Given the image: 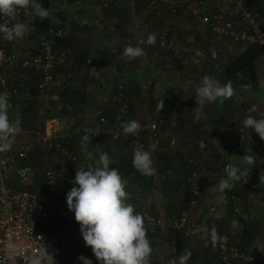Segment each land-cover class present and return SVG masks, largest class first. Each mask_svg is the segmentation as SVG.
I'll return each mask as SVG.
<instances>
[{"label": "rangeland", "instance_id": "374dc122", "mask_svg": "<svg viewBox=\"0 0 264 264\" xmlns=\"http://www.w3.org/2000/svg\"><path fill=\"white\" fill-rule=\"evenodd\" d=\"M125 1L128 3L130 9L133 8V4L130 3V0ZM159 1L162 3L166 2L167 4L171 3L174 7L173 11H171L169 10L170 8L168 10H164L162 9V6L159 5V9L156 6L160 12V20L164 19L168 23V39L173 41L175 48L173 50L166 48L165 46H161V48H159V46H155V44L149 45L146 43L147 36L149 34H154V19L152 15H149V13L152 14L153 5H144V8L141 6V8L137 10L138 13L135 12L139 19L135 17L130 18L131 22L129 24V29L127 28L130 33L129 36H121L119 38H116L115 36L113 38L114 40H111L114 52L117 54V58L121 61L123 68L119 72L112 71L110 73V77H106L108 78L107 82H103L104 80L97 72V75H95L93 72L89 73L87 71L88 68L94 69L92 68V64L95 63L97 57H94V54H92V46H94L93 42L87 43L85 36L82 35L83 32H78V35L74 38L72 37L70 41L63 43L56 42L54 49H67L68 57L64 62L55 64L51 72L52 74L62 73L67 75L66 82L64 86L56 90L55 93L47 88V96H40L39 104L35 111V122L32 124L35 125V128L31 129L21 124L25 131L18 134L14 138L11 149L14 150L23 142H37L38 137L43 134L45 127L50 129L53 127L54 131L52 133H54L57 138H62L64 143L67 144V147L69 146L71 150H73V144L78 147L75 151H78L79 149V156L83 161L81 163H84V167L88 169L95 165L100 153L106 152L108 156H110L112 147L116 146V144L120 142L119 139L125 134L121 127L124 122L130 120L137 121L145 118L144 122L140 124L141 127H144V125L149 123H154L155 125L154 135L151 133L149 134L146 145L147 151L151 152L152 156L155 151L159 150L163 142L167 141L171 149L176 150V148L180 147V151H182L184 156L188 155L189 158H193L195 162V168L200 173V190L198 196L196 197V201L193 204H189L185 199H183V197H180V192L179 194L175 192L174 201L180 205L182 204L181 208L185 207L188 222L191 224H197L203 222L200 221L202 218L216 217L223 214L228 205H231V202L228 200V195L230 194V191L228 190H225V194L227 196L225 202L223 204L216 203V197L219 194L218 186L220 179L226 175V172L222 170V165L225 162H228L229 165L235 164L233 161H230L233 157H229V151L236 152L239 151V148H244L243 150H245L248 147L250 148V146H248L249 144L240 145L239 147L234 146L233 142H236L237 138L236 134L232 131V127L234 125L229 122L228 116H230V113H233L238 114V117H241L242 115H244V117L246 115L258 117L259 112H264V54L257 62L259 82L256 89H252L246 84L235 85L233 87L235 95L231 98L235 104H226L222 108L223 112L221 114H212L211 112L213 110L210 105H203L196 108L197 103L194 92L199 86H201L202 77L205 76L201 74L199 69L201 68V62L204 59L206 48L208 46L204 43V37L207 35L208 27V23L205 19L214 11L217 5H221L222 7L234 12L233 0H200L197 13L189 12L186 6L178 4L179 1ZM180 1L186 3L188 0ZM244 1L245 0H243V2ZM104 4V0H86L84 3V7H87L89 11L91 10V12L88 13L91 17L90 20L93 19V21H97L99 24L98 26H100V28L98 27L92 29L91 34L88 36L89 41H96V39L103 40V34H105V24L102 26L100 23V7H104ZM78 7L79 6H77L75 0H57L53 2L49 9H47L49 12L48 16L53 20V22H61L60 19L64 18L65 20L62 21L69 24L70 20H75V18H73L75 15L73 10ZM236 13L237 12H234V14ZM252 13L254 14L258 25H260L257 13ZM33 16L32 10L28 8V11L21 14L19 17V20L27 25V31L15 49L17 55H30L36 51V36L39 31L33 32L31 30L32 26H30V19H32ZM141 16H151V18L144 19ZM234 21L236 25H242L240 17L237 15L234 18ZM262 21L264 22V20ZM193 29H195L199 39L194 38L195 32ZM113 33L114 32L112 31V37ZM114 34L116 35V33ZM7 42L8 40L5 38L4 34L0 32V45H6ZM243 44L244 43L232 41L228 38L214 40L211 47L217 54L216 65L221 66L227 57L236 53ZM128 45L142 47L145 51V55L143 57L136 58V60H128L120 54L122 53L123 48ZM185 47L187 49L182 50V48ZM190 47H196L202 50L203 56L198 64L191 60L192 49H190ZM16 66L20 67L18 63L13 66H7L10 70H5L7 71V74H10L9 76L23 77V75L26 74V76L28 75V77H30L32 82L37 83L39 81V73L30 71L29 74L26 71L24 72L21 68L20 72H17L14 70V67L16 68ZM128 66L137 71L139 68L144 72L147 71L148 74L151 75V78H153L154 85L150 87V93L151 97L156 99V103L152 107L151 111L145 101V95L148 92V80L138 77L137 73L136 75L129 74ZM106 69L107 68H105V70ZM174 69H178V72H174ZM182 70L185 71L184 74H186V77H172V74L177 75ZM206 75L211 76V74L208 73ZM166 80L169 81L170 85L166 83ZM133 81L138 82V86L140 88L133 97L132 102H129L130 107L127 108V94L125 90L128 89L127 87ZM220 83L222 84V81H220ZM261 83L263 84L260 85ZM121 85L122 88L124 87L123 96H125V99L123 100L125 106L123 112L121 113L123 121L114 125L115 127L113 126L110 128L118 131V138L116 140H111L110 132L107 131L109 127L102 126L96 122L95 111L106 109L107 106L110 105L117 108V103L110 100L114 88L121 89ZM170 86L171 89H169ZM77 89H79L78 95L82 97V100L73 106L71 103L64 100V94H61L62 92H60V90H64L65 94L71 95L74 93L73 90L75 91ZM247 92H252L257 95L252 103L255 104L258 111L260 110L259 112L250 111L249 106H246V103H248L250 99L249 96H245L247 95ZM25 93L26 90L25 92L21 91L18 94V97L14 96L13 99L8 96L9 102L12 101V110H8L10 120L14 121L22 117L19 105L15 101L21 96L23 97ZM240 94L243 96L241 97L242 99L239 98ZM166 96L169 98L177 96L178 99L172 102V99L170 98V100L166 98ZM186 99H189L191 102H187ZM161 100L164 104L163 109H165V113L170 119L168 122L163 124H161L162 119L159 118L160 110L158 108ZM186 104H191V106L195 104V107L193 108L189 106L191 111H187L188 108L185 110ZM257 112L258 114H256ZM197 116H200V119H196ZM205 126L208 127V132H210V134L204 131ZM223 128L226 129L223 130ZM244 130L248 132L247 129ZM89 133L91 144L88 145L87 151L91 152L92 148L96 147V155H98H93L92 160H88L86 158L85 150L82 147V137ZM71 135H73V139H71ZM219 140L222 141V144L226 145V152L219 148ZM77 143H79V145ZM162 147L165 148V145ZM130 149L131 152H133L132 146ZM43 155V160L37 166L39 169L47 167L51 163L64 160L62 153L54 149H44ZM78 166L81 167V165ZM256 172L257 171H255V173ZM252 174V170H250L245 183L243 177L240 180L243 185L251 188V190L246 191L244 195L242 194V197L238 195L242 203L241 213L244 214L243 207L245 206L248 213L264 216V179L261 180L260 177H254ZM165 175L167 176V174H161L159 176L158 172L155 170L150 186L144 190L143 193L129 194L130 200L128 202L135 206L136 212L142 214V212L146 211L147 213L155 215L162 220V223L159 225L145 224L147 237L150 240V246L153 249L149 264H168V260L170 258L175 259V264H179L178 256L180 254H186L193 245H203L204 238L208 237L204 231H199L188 237V242L185 241L184 244H182L181 240L172 234L168 223L176 217L170 218L165 214V205L167 203L166 197L170 193L172 187L167 184L162 185V178H159ZM36 176L34 177V181ZM254 178H257V181L254 180ZM55 186L58 189L60 186L64 190L62 191L63 194H60L61 199L58 210L59 214L62 215V212L66 213L67 211V191L73 186L78 187V185H72L66 181L57 180ZM179 191L181 190L179 189ZM204 225L207 227L206 224ZM72 227V235L77 238L81 235L80 231L77 232L76 227L73 225ZM232 231L233 228H229L225 231V233L227 232L229 235ZM263 242L264 240L261 239L257 243V247H260ZM256 249L253 250L258 251V248ZM260 251L262 255L256 260L255 264H264V250L260 249ZM89 257H91L89 259H91L92 264H98L95 256Z\"/></svg>", "mask_w": 264, "mask_h": 264}, {"label": "trees", "instance_id": "16d2710c", "mask_svg": "<svg viewBox=\"0 0 264 264\" xmlns=\"http://www.w3.org/2000/svg\"><path fill=\"white\" fill-rule=\"evenodd\" d=\"M55 1L57 0H39V2L46 9H49L50 6ZM70 1H73V0H70ZM104 2H105L104 4L105 6L100 7V12H101L100 23L101 24L108 23L111 20L109 22L110 23L109 30H108L109 32L103 35L104 41L106 40L107 42L105 43L103 48H100L98 46L92 47V54H94L95 57L97 58H100L101 55L105 56L107 62L109 64L111 63V65L115 61L116 64L113 67L114 68L113 71L119 72L123 68V66L121 64V61L117 59L118 56L113 50L111 40H114L113 38L115 36L116 38H119L121 36L126 37L130 35L128 31L129 24L131 22L130 18L135 17L139 19L138 15L135 12L138 13L137 10H139L141 6L143 8H144V5L154 6L152 7V14L149 13V15H152L154 19L153 23L155 24L154 30H153V33L155 34V37H156L155 46H159V48H161V45H159L158 37L165 26L167 27L165 36L167 38L169 37L168 36L169 35L168 23L164 19L160 20V15H159L160 12L158 11L159 5L162 6L163 7L162 9L164 10L169 9L166 2L162 3L159 0L157 1L156 0H133V1L130 0V3L133 4V8H131L133 11L129 8V5L125 0H104ZM178 4L185 6L186 3L181 2L179 0ZM156 6L158 7V9ZM243 6L246 9H249L251 12L257 13V16L259 17V24L264 29V22L262 21L264 20V0H245ZM143 18L150 19L151 16H145ZM60 20L61 22H59L58 25H60L63 28L68 29V33L64 37L56 39V42L63 43L66 41H70L72 37L74 38L75 36L78 35V31L80 30L78 27L79 23H77L74 20H70L68 24V23H65V21H62V20H65L64 18ZM51 23H54V22L49 16H47L44 20H40L39 17H34V16L32 17V19H30V24H31L30 26H32L31 30L33 32L43 31ZM105 25L107 26L108 24H105ZM112 31L116 32V35L113 33V37H112ZM193 31L195 32L194 38L199 39V36L196 33L195 29H193ZM210 33H211V29L208 25L207 35L204 37V43L208 46L206 48V54L204 56V59L201 62V68H199L201 71V74L203 75H206L207 73L211 74V76L214 77L215 79L222 81V84H225L228 81H231L233 87L238 84H246L252 89H256L258 86V82H259L258 81L259 72H258L257 62L260 60V58H262L264 54V46L257 42H250V43L243 44L241 45L240 49L236 53L228 56L227 59L224 61V63L221 66H218L216 65V55L217 54L215 55V58H214L212 56V51H211L213 50L211 45L214 40L206 41L205 39ZM20 56L21 55L19 54L18 57ZM20 68L24 72L26 71L29 74H30V71H34L33 69L28 68V67H18V66H16V68L14 67V70L17 72H20L21 70ZM128 73L132 75H136L137 73L138 77L148 80L147 82L148 92L145 95L146 96L145 101H146V104H148L149 110L151 111L152 107L156 103V99L152 98L151 93H150L151 91L150 87L154 85L153 78H151V75L148 74L147 71L144 72L140 68L137 71L135 69H131V67L128 66ZM15 78L20 79L21 82L24 84V86L18 89V92L16 95L12 93L9 96L13 99L14 96L18 97V94L21 91L25 92L26 90V93L24 94V96L23 97L21 96L15 102L18 103L19 110L22 115V117H20L19 119L21 121V124L27 126L28 128L33 129L35 128V125H32L33 122H35V111H36V108L40 100L37 83L32 82L30 77H28V75L26 76V74L23 75V77L21 76V77H15ZM123 88H122V85H121V89L114 88L112 93H115L118 90H121L123 94ZM127 88L128 89L125 90L127 94L126 107L129 108L130 107L129 102H132L133 97L136 95V92H138L140 87L138 86V82L133 81L129 84ZM60 92H62L61 94H64L63 95L64 100L66 102L71 103V105L73 106L82 100V97L78 95L79 89L75 91L73 90L74 93L71 95L65 94L64 90H60ZM166 98L168 99L171 98L172 102L178 99L177 96L176 97L173 96L170 98L166 96ZM252 98L250 97V99ZM124 99H125V96H123V100ZM250 99L248 103H246V106H249V108L254 98L252 100ZM233 103L235 104V102L232 99H228L223 103V105H221L219 101L212 102V103H206L205 105H210V107H212V110H213L211 112L212 114L214 113L221 114L223 112L222 108L226 104H233ZM185 107H186L185 110L188 108L187 111H191V109H189L187 104ZM116 111H117L116 107L111 106V105L107 106L106 109L96 110L95 112H98L95 114L96 120L99 115H103L105 117V122L103 123L99 122V124L102 126L111 128L114 125H117L119 122L121 123L123 121V116L122 117L120 116V120L118 121L114 120V115ZM233 115L238 116V114L230 113V116H228V120L231 124H232V120H230V118L233 117ZM159 118L162 119L161 124L168 122L170 120L168 115L165 113V109H162L160 111ZM239 118L241 120L240 123L243 126V120L246 118V116L244 117V115H242ZM144 120L145 118H142L137 121L140 122L141 124L144 122ZM243 129H247V128L243 126ZM204 131L210 134V132H208L207 126L204 127ZM232 131L233 133L236 134V138H237L238 128L233 126ZM247 131L252 132L254 130L247 129ZM149 134H150L149 130L145 127H141L139 132L136 134L137 138L143 142L145 147L147 145V138ZM71 137H72L71 139H73V135H71ZM110 138L111 140H113L111 134H110ZM132 138L133 137L131 134H124L119 139L120 142L116 144V146L112 147V151L110 152L109 157L114 162V164H110L109 168L111 169V168L117 167L119 169V173L121 177L126 181V191L128 192V194H133V193L140 194V193H143V191L146 190L150 186L153 175L152 176L142 175L139 171H137L136 168L133 167V164H132L133 152H131V149H130L132 146ZM56 139L67 149L68 154L74 156V159H73L74 164L84 166V163H81L83 161L79 156V149L78 151H75V149H77L78 147H76L73 144V150H71L69 146L67 147V144L64 143V140L62 138H56ZM240 142H241L240 144H237V142L234 141L233 142L234 146L239 147L240 145L242 146L244 144L245 145L249 144V145L255 146V148L258 151L264 150V147H263L264 141H262L256 135H253L251 138L244 137ZM77 144L79 145V143ZM168 144L169 143L167 141L163 142L159 150L154 152V155L152 156V160H153V167L155 168L156 172H158L159 176L161 174H167V176L165 175L163 177H159L160 179L162 178V185L167 184L170 187H172L170 193L166 197L167 203L165 205V214L168 215L167 217L172 218V217H177L179 211L183 208V207L181 208L182 204L180 205L179 203L174 201L175 200L174 194L175 192L178 194L180 192L181 194L180 197L181 198L183 197V199H185L188 202L187 193H188L189 183L187 181V176L191 170L196 169L195 168L196 166H195V162L193 158H189L188 155L184 156L182 151H180L181 150L180 147L176 148V150H173L170 148ZM163 145H165V148L162 147ZM46 150H50V149H46ZM239 150H243V148H239ZM30 151L31 152L29 153L28 158L22 159V161L38 166L39 163H41V161L44 158V155H43L44 148H39V146L36 145L33 148H31ZM91 152L93 155L98 156L96 155V152H97L96 147H93ZM63 156H64V160L49 164V166L55 171V173L58 171V166L61 165V163L64 165L69 164L70 159H68V157L65 158V155ZM75 170L76 169L67 168V170L56 174L55 175L56 181L62 180V181L67 182L68 178L75 174ZM39 175L40 174H37L35 181L33 179L31 183L26 184L23 187L29 188V189L37 188L38 190H41L43 188V184L40 181L42 177ZM179 189L181 191H179ZM58 190L60 194L62 195L63 194L62 191H64L62 187L59 186ZM249 190H251V188L246 187L245 185H243L241 181H239L236 183L235 188L232 189L230 193H234L242 197V194L244 195V193ZM53 194L57 195V192ZM243 213L244 214H242V216L238 214L233 215L232 207L231 205H228L226 211L223 214L218 215L220 218H217L218 216L210 217V218L207 217V218H202V219L200 218L201 219L200 221H203L202 223L206 224L207 227L210 229L212 225H215L216 230L218 232H225L229 228H233L232 233H229L228 235L229 242L232 245L236 246L238 250L244 251V250H248L251 244L255 242L256 240H261V239L264 240V216H259V215L248 213V211H246L245 206L243 207ZM72 218L73 219L69 220L66 217L59 214L56 216V222L54 225H51L50 221L46 220L43 225L45 235L47 237L51 236V233L50 235L48 234L50 230L60 232L62 229L66 227H69V226L72 227V225L75 226L77 232H79V224L75 221L74 216ZM233 220H236L239 222L238 225L235 227L232 226ZM170 230L172 234H174L176 237H178L181 240L182 244H184L185 241L188 242L187 240L188 237H185L179 234L173 229H170ZM203 241H204L203 245H193L192 247H190L188 252H191V257L187 261V264H222L219 254H218V250L216 248V245L212 243L209 236L205 237ZM59 252H60L59 253L60 258L57 264H83L82 261L77 259L78 256L83 255L87 258H91L89 256H94L91 248L86 247L84 241H81V239H79V236L76 239L66 240V242L60 247ZM255 262L256 261H243V262H239L238 264H255Z\"/></svg>", "mask_w": 264, "mask_h": 264}, {"label": "built area", "instance_id": "2783aa9c", "mask_svg": "<svg viewBox=\"0 0 264 264\" xmlns=\"http://www.w3.org/2000/svg\"><path fill=\"white\" fill-rule=\"evenodd\" d=\"M199 3L200 0H188L185 6L189 12L197 13ZM233 4L234 12H237L236 14L232 10L217 5L214 11L206 17L205 20L211 29V33L205 38L206 41L228 38L244 44L257 42L264 46V29L258 25L254 14L243 6V0H233ZM167 6L173 11L174 7L171 3H168ZM27 11L28 8L18 9L17 17L13 23L21 22L19 20L20 15ZM236 15L240 17L242 24L240 26L235 24L234 18ZM58 23H51L46 29L39 31L36 36V51L30 55L18 57L19 55L15 52L17 45L21 42V38L12 41L8 40L6 45H0V93H6L7 96L12 93L16 95L18 89L24 86L21 80L9 76L10 74H7L5 70H10V68H7L8 65L13 66L17 63L20 67H28L39 73L40 77L37 87L40 96H47V88L55 93L56 90L65 84L67 75L62 73L52 74L51 72L55 64L64 62L68 57L67 49H54L56 39L62 38L68 33V29L61 27ZM166 30L167 27L165 26L159 34V45L173 50L175 46L173 45V41L165 36ZM186 49V47L182 48V50ZM190 49H192L191 60L198 64L203 56L202 50L196 47H190ZM111 101L117 103L114 120L118 121L125 106L121 90L112 94ZM11 105L12 102H9V107ZM254 106L255 104H251L250 109ZM230 120H232V125L238 128L237 144H240V141L244 137L251 138L253 135L258 136L255 131L246 132L237 115H233ZM96 122H105V117L99 115ZM144 127L154 135V123H149L144 125ZM52 128L45 127L43 134L38 137L35 143L23 142L14 150L0 152V264H30L31 258L45 247L49 252H54V259L58 262L60 247L66 240L76 238L72 235L73 228L71 226L62 229L60 232L50 230L48 234L50 235L51 233V236L48 237L45 235L43 229L46 220L50 221L51 225H54L56 216L59 215L58 210L61 195L55 186V175L67 170V168H79L78 165L73 163L74 156L68 154L65 147L56 139L57 136L52 133L54 131V128ZM24 131V128L21 126L18 134ZM107 131L110 132L113 139L117 138L118 131L116 129L108 128ZM132 137L133 153L138 146H142L143 150L147 151L143 142L136 135H132ZM36 145L39 148L59 151L62 155H65V158L68 157L70 159L69 164L64 165L61 163L58 166V171L55 173L50 166L39 169V167L31 163L22 161V159L28 158L31 152L30 149ZM228 166V162H225L222 165V170L226 172ZM37 174H40L42 177L43 188L41 190L23 187L31 183ZM199 175L200 173L196 169H193L187 176L189 183L187 193L189 204H193L198 196L200 190ZM74 177L75 174L70 176L67 182L72 184L71 181L74 180ZM56 192L57 195H54L53 193ZM228 200L231 202L232 214L242 216V203L239 196L230 193ZM66 210V213L62 212V216L71 219L74 216V212L70 211L67 207ZM142 215L145 217V224L159 225L162 223L159 217L146 211L142 212ZM168 224L171 229L185 237H190L196 232L204 231L211 239L210 228H207L203 223L191 224L188 222L185 207ZM257 241L259 242L260 240ZM256 242H253L248 250L240 251L229 242L227 233L217 232V242L215 245L222 264H238L243 261H256L261 257L262 253L260 249L264 250V242L260 247H257ZM256 248H258V251H254ZM168 264H175V259L170 258Z\"/></svg>", "mask_w": 264, "mask_h": 264}, {"label": "clouds", "instance_id": "9594fccd", "mask_svg": "<svg viewBox=\"0 0 264 264\" xmlns=\"http://www.w3.org/2000/svg\"><path fill=\"white\" fill-rule=\"evenodd\" d=\"M30 8L34 17L44 20L48 10L39 0H0V32L9 41L22 38L27 25L23 22H15L18 9ZM146 43H156L155 34L147 36ZM212 56L215 58V51ZM122 54L128 60L143 57L145 51L140 46H125ZM197 107L206 103L219 101L221 105L235 95L231 81L221 84L219 80L210 75L202 77L201 86L195 90ZM164 107L163 101L159 102V110ZM9 100L6 93H0V152L11 150L14 138L21 130L19 119L10 120L8 115ZM250 111H258L254 106ZM196 119H200L197 116ZM243 126L252 129L264 141V112H259L258 118L247 115L243 120ZM125 134L136 135L141 125L136 120L124 122L121 125ZM92 134V133H91ZM95 134V133H94ZM82 147L86 158L93 159V154L87 151L91 144L90 133L82 137ZM239 161L229 165L225 177L220 179L216 197L217 204H223L226 200L225 190L231 191L236 183L244 178L247 181L251 167L255 165V157L249 154L239 156ZM114 162L106 152L99 154L98 160L91 168L84 166L76 168L71 187L66 193L67 208L74 212L75 221L79 224V231L85 246L90 247L98 264H149L153 249L147 237L145 217L136 212L135 206L128 201L130 196L126 191V181L121 177L119 169L109 168ZM133 167L142 175L152 176L155 174L152 154L138 146L132 158ZM261 179V177H260ZM6 191V190H5ZM217 218H220L219 216ZM233 220L232 226L238 225ZM211 241L217 242L215 225L211 226ZM191 252L178 256L179 264H187ZM83 264H92L91 259L80 255L77 257ZM30 264H57L54 252H49L45 247L35 254Z\"/></svg>", "mask_w": 264, "mask_h": 264}, {"label": "crops", "instance_id": "0c3cea01", "mask_svg": "<svg viewBox=\"0 0 264 264\" xmlns=\"http://www.w3.org/2000/svg\"><path fill=\"white\" fill-rule=\"evenodd\" d=\"M75 1H76L77 6H79V7L77 9L73 10V13H75V15L73 16V18H75L74 21H76L77 23H79L78 24L79 26L77 25L79 27V29H80L78 32H83L82 35L85 36V39L87 40L86 41L87 43L88 42H93V45L94 46H99L100 48H103L104 45H105V43L107 42L106 40L105 41H104V39L103 40L102 39L101 40L100 39L99 40L96 39V41H89L88 40V36L91 34V31H92L91 29L98 28V27L100 28V26H98L99 24H98L97 21H93V19L90 20L91 17L89 16L88 13L91 12V10L89 11L87 9V7H84V3L86 2V0H75ZM96 23H97V25H96ZM104 24H108V25L106 26ZM109 24H110L109 22L108 23H102L101 24L102 26L103 25L105 26V33H108L109 32L108 31L109 30ZM113 32L116 33L115 31H113ZM94 46H92V47H94ZM93 56L95 57V55H93ZM134 60H136V58ZM115 64H116L115 61L113 62L112 65H111V63L109 64L107 62L105 56L101 55V57L100 58H97L95 60V63L92 64L93 66L90 65L94 69L88 68L87 71L89 73L90 72L91 73L93 72L95 75H97V73H98L100 75V77H102V79L104 80L103 82H107L108 81V78H106V77H110V75H111L110 73L113 71V69H114L113 67L115 66ZM105 68H107V69L105 70ZM177 70L178 69H174V72L175 71L178 72ZM184 70H182L181 72H179L177 75L171 73L172 74V77H186V74H184V72H185ZM115 72H117V71H115ZM104 74H106V75H104ZM105 78H106V80H105ZM166 83L169 84V81L166 80ZM169 89H171V86L169 87ZM245 96H249L251 98L252 97L255 98V96H257V95L247 92V95H245ZM241 97H243L242 94L239 95V98H241ZM186 101L187 102H191V101H189V99L188 100L186 99ZM194 105L191 106V104H190V105H188V107L190 106V107H193L194 108L195 107ZM11 106L9 107L8 110H12ZM258 112L256 114H258ZM220 127H221V125H220ZM225 129L226 128H223V130H225ZM218 145H219V148L223 149V151L226 152V149H227L226 148V145L222 144V141L219 140ZM230 146H232V145H230ZM248 146H250V148L248 147L245 150H239V151H236V152L235 151H229L228 152L229 153V157H233L232 159H230V161H233L236 164L239 161V159H240L239 156H243L245 153L254 156L255 157V165L251 167V170H252V173H253L252 175H254V177L257 176V178L261 177V180H262V179H264V150L258 151L255 148V146H252V145H248ZM263 147H264V145H263ZM255 171H257V172L255 173ZM251 178H253V177H251ZM257 178H254V180L257 181ZM250 182H251V180H250ZM80 236L81 235H79V239L83 240ZM256 243H258V241Z\"/></svg>", "mask_w": 264, "mask_h": 264}]
</instances>
